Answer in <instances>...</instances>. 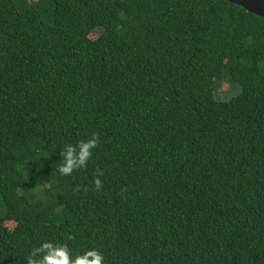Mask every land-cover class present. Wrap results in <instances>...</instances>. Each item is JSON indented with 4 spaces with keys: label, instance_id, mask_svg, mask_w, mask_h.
<instances>
[{
    "label": "trees",
    "instance_id": "trees-1",
    "mask_svg": "<svg viewBox=\"0 0 264 264\" xmlns=\"http://www.w3.org/2000/svg\"><path fill=\"white\" fill-rule=\"evenodd\" d=\"M0 264H264V18L0 0Z\"/></svg>",
    "mask_w": 264,
    "mask_h": 264
},
{
    "label": "water",
    "instance_id": "water-1",
    "mask_svg": "<svg viewBox=\"0 0 264 264\" xmlns=\"http://www.w3.org/2000/svg\"><path fill=\"white\" fill-rule=\"evenodd\" d=\"M241 7L246 12L264 18V0H223Z\"/></svg>",
    "mask_w": 264,
    "mask_h": 264
},
{
    "label": "rangeland",
    "instance_id": "rangeland-1",
    "mask_svg": "<svg viewBox=\"0 0 264 264\" xmlns=\"http://www.w3.org/2000/svg\"><path fill=\"white\" fill-rule=\"evenodd\" d=\"M235 91H237L236 87L231 86V84L228 83H223L220 88L216 91L215 95L218 100L226 101L231 98L232 94L235 93ZM7 227H9V225Z\"/></svg>",
    "mask_w": 264,
    "mask_h": 264
}]
</instances>
